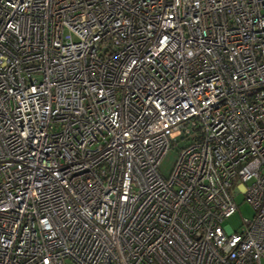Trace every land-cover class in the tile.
<instances>
[{
	"label": "built area",
	"instance_id": "obj_1",
	"mask_svg": "<svg viewBox=\"0 0 264 264\" xmlns=\"http://www.w3.org/2000/svg\"><path fill=\"white\" fill-rule=\"evenodd\" d=\"M65 260L262 264L264 0H0V264Z\"/></svg>",
	"mask_w": 264,
	"mask_h": 264
},
{
	"label": "rangeland",
	"instance_id": "obj_2",
	"mask_svg": "<svg viewBox=\"0 0 264 264\" xmlns=\"http://www.w3.org/2000/svg\"><path fill=\"white\" fill-rule=\"evenodd\" d=\"M176 156L177 153L176 149L174 148L172 150H169L162 158L159 164V172L164 178L168 177L176 160ZM232 193L234 195V201L236 203L237 209L230 217L223 221L222 226H224L229 232H236L239 231L241 228L242 219H251L254 215V210L249 204H247L243 200V196L237 193L236 187L232 188ZM261 263L264 264V260H262ZM65 264L74 263L70 260H65Z\"/></svg>",
	"mask_w": 264,
	"mask_h": 264
}]
</instances>
